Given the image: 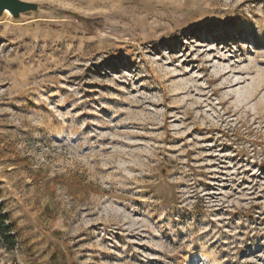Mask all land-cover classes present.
I'll return each instance as SVG.
<instances>
[{
    "label": "rangeland",
    "instance_id": "374dc122",
    "mask_svg": "<svg viewBox=\"0 0 264 264\" xmlns=\"http://www.w3.org/2000/svg\"><path fill=\"white\" fill-rule=\"evenodd\" d=\"M22 1L0 264H264V0Z\"/></svg>",
    "mask_w": 264,
    "mask_h": 264
},
{
    "label": "water",
    "instance_id": "95a60500",
    "mask_svg": "<svg viewBox=\"0 0 264 264\" xmlns=\"http://www.w3.org/2000/svg\"><path fill=\"white\" fill-rule=\"evenodd\" d=\"M36 9L35 3L22 0H0V15L4 10H8L16 18L20 13L35 11Z\"/></svg>",
    "mask_w": 264,
    "mask_h": 264
},
{
    "label": "trees",
    "instance_id": "16d2710c",
    "mask_svg": "<svg viewBox=\"0 0 264 264\" xmlns=\"http://www.w3.org/2000/svg\"><path fill=\"white\" fill-rule=\"evenodd\" d=\"M4 220L5 217L0 215V223L2 224V227H4Z\"/></svg>",
    "mask_w": 264,
    "mask_h": 264
},
{
    "label": "bare ground",
    "instance_id": "6f19581e",
    "mask_svg": "<svg viewBox=\"0 0 264 264\" xmlns=\"http://www.w3.org/2000/svg\"><path fill=\"white\" fill-rule=\"evenodd\" d=\"M5 13L8 14V16H9V14H10L9 11H7V10H5Z\"/></svg>",
    "mask_w": 264,
    "mask_h": 264
}]
</instances>
